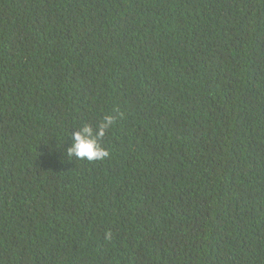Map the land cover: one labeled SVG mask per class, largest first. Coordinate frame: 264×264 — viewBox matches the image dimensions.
<instances>
[{
    "label": "trees",
    "instance_id": "trees-1",
    "mask_svg": "<svg viewBox=\"0 0 264 264\" xmlns=\"http://www.w3.org/2000/svg\"><path fill=\"white\" fill-rule=\"evenodd\" d=\"M0 264H264V0H0Z\"/></svg>",
    "mask_w": 264,
    "mask_h": 264
},
{
    "label": "clouds",
    "instance_id": "clouds-1",
    "mask_svg": "<svg viewBox=\"0 0 264 264\" xmlns=\"http://www.w3.org/2000/svg\"><path fill=\"white\" fill-rule=\"evenodd\" d=\"M112 123V119L110 117L107 118L106 122L101 126L99 135L102 136L104 129L108 128ZM91 134V128H84L74 133L72 137L73 143L68 149V155L80 160L87 159L88 161L103 160L108 157L109 152L98 146L96 140L91 138Z\"/></svg>",
    "mask_w": 264,
    "mask_h": 264
}]
</instances>
